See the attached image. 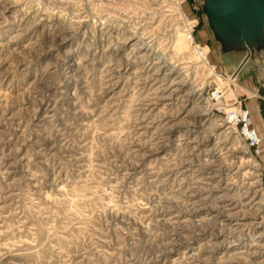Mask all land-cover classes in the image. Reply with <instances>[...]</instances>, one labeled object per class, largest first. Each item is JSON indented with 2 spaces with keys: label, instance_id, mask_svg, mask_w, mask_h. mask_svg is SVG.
I'll return each mask as SVG.
<instances>
[{
  "label": "rangeland",
  "instance_id": "374dc122",
  "mask_svg": "<svg viewBox=\"0 0 264 264\" xmlns=\"http://www.w3.org/2000/svg\"><path fill=\"white\" fill-rule=\"evenodd\" d=\"M216 45L203 0H0V264H264Z\"/></svg>",
  "mask_w": 264,
  "mask_h": 264
},
{
  "label": "water",
  "instance_id": "95a60500",
  "mask_svg": "<svg viewBox=\"0 0 264 264\" xmlns=\"http://www.w3.org/2000/svg\"><path fill=\"white\" fill-rule=\"evenodd\" d=\"M203 11L224 52H246L237 74L264 46V0H203Z\"/></svg>",
  "mask_w": 264,
  "mask_h": 264
},
{
  "label": "crops",
  "instance_id": "0c3cea01",
  "mask_svg": "<svg viewBox=\"0 0 264 264\" xmlns=\"http://www.w3.org/2000/svg\"><path fill=\"white\" fill-rule=\"evenodd\" d=\"M207 25L210 28L208 19ZM210 30L218 48V52L213 54L212 58L223 76L232 79L234 85L232 103L249 109L253 127L263 136L260 160L264 164V46L258 50V55L248 59L236 74L246 52L244 50L224 52L222 43L216 39L212 27ZM212 46L215 49V44Z\"/></svg>",
  "mask_w": 264,
  "mask_h": 264
},
{
  "label": "built area",
  "instance_id": "2783aa9c",
  "mask_svg": "<svg viewBox=\"0 0 264 264\" xmlns=\"http://www.w3.org/2000/svg\"><path fill=\"white\" fill-rule=\"evenodd\" d=\"M195 1V0H194ZM202 3V0H199ZM197 19L193 20L187 27V34H190V42L194 41V32ZM195 53L199 57H204L206 55V50L203 46L197 44ZM217 92L214 91L213 94ZM219 92H217L218 94ZM220 96H215L216 98H221L223 96L220 91ZM222 94V95H221ZM225 100V96H223ZM223 105V104H222ZM220 109L223 110L225 119L228 123L236 129L237 134L245 141L248 149L254 157H259L261 155L262 149L261 144L263 142V136L260 135L257 130L253 127L252 121L250 119L249 109L242 107L239 104L235 105H223L220 106Z\"/></svg>",
  "mask_w": 264,
  "mask_h": 264
},
{
  "label": "bare ground",
  "instance_id": "6f19581e",
  "mask_svg": "<svg viewBox=\"0 0 264 264\" xmlns=\"http://www.w3.org/2000/svg\"><path fill=\"white\" fill-rule=\"evenodd\" d=\"M104 4H105V3H104ZM187 36H188V38L190 39V36H191V35H190V34H186V38H187ZM188 38H187V40L189 41ZM205 48H208V47L206 46ZM182 78H183V77H182ZM218 91H219V90H218ZM218 91H217V92H218ZM219 92H220V91H219ZM180 95H181V94H180ZM235 104H236V103H234V105H235ZM249 117H250V116H249ZM231 127H232V126H231Z\"/></svg>",
  "mask_w": 264,
  "mask_h": 264
}]
</instances>
